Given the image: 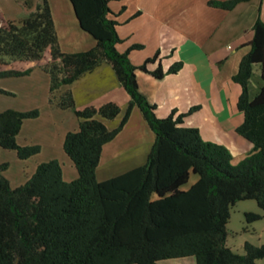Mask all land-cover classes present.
Here are the masks:
<instances>
[{"label": "trees", "instance_id": "1", "mask_svg": "<svg viewBox=\"0 0 264 264\" xmlns=\"http://www.w3.org/2000/svg\"><path fill=\"white\" fill-rule=\"evenodd\" d=\"M244 0H210L212 7L232 9ZM80 27L91 34L94 47L64 52L59 42L48 0L28 15L0 21V78L29 75L7 67L14 62L50 60L41 68L49 75L51 100L61 109H73L79 126L67 133L63 148L78 176L66 181L56 160L40 163L22 185L13 187L4 175L8 163H0V264H159L166 259L195 257L197 264H260L264 244L246 242L244 251L228 245L232 208L241 200L255 199L264 212V84L251 96L255 64L264 81V21L258 17L253 36L245 43L249 52L240 62L234 80L242 87L238 108L244 114L237 133L252 150L233 164L230 150L203 139L197 127L185 125L188 113L174 109L159 117L156 105L140 91L137 70L148 71L157 52L138 66L124 52L119 21L110 0H70ZM29 8L33 5L26 0ZM112 65L130 97L126 112L114 128L121 107L115 102L76 108L71 89L62 90L101 63ZM183 66L175 62L168 71L159 64L151 73L162 78ZM138 107L155 134L145 164L105 180L97 178L103 147L115 139ZM38 110L6 109L0 112V152L15 150L26 159L40 146L17 141L27 118ZM100 116V118H98ZM193 174L196 180L187 187ZM249 219L261 213H247Z\"/></svg>", "mask_w": 264, "mask_h": 264}, {"label": "crops", "instance_id": "2", "mask_svg": "<svg viewBox=\"0 0 264 264\" xmlns=\"http://www.w3.org/2000/svg\"><path fill=\"white\" fill-rule=\"evenodd\" d=\"M128 1L132 2L127 4ZM209 1L124 0L122 2L125 6L124 9H121L117 4H122V2L117 1L116 4L110 0V7L114 13L119 15L116 18L119 21L118 32L124 40L118 45L119 50L124 52L133 44L144 45L142 50L130 52L134 64L140 66L147 58L160 52L159 58L148 64V71L138 69L136 72L139 89L151 103L156 105L157 115L166 117L173 109H176L178 114L184 113L194 106H200L185 119V125L197 127L203 139L207 141L219 142L218 139L221 138L217 136L218 133H233V142L228 140V142L223 141L227 143L226 145L223 142L220 144L229 146L233 153L238 151L243 152L244 155L251 149L247 145L248 143L237 137L241 136L237 133V128L243 123L244 114L238 108L242 87L234 80V75L238 71L240 62L250 50L245 43L253 36V25L258 17L264 21V0H244L237 3L232 9L212 7L209 5ZM48 2L64 52H81L95 46V38L80 27L73 7L71 9L68 1L48 0ZM58 2L61 3L65 11L62 7L59 8L57 16L54 4ZM31 5L33 4L31 3ZM142 7H145V10H142ZM143 11L144 14H142ZM135 12L142 14L141 17H144L146 21L135 25V21L132 19ZM0 18L5 21L18 19L12 14L6 16L3 10H0ZM147 20L150 21V24L146 23ZM147 25L150 26L144 28ZM234 44H237L240 49H234ZM49 60L50 56L47 52L45 59L41 62H20L23 67L18 69L25 70L32 67L34 70V67ZM179 61L183 63V67L177 73L165 74L162 78H157L151 73L159 64L166 72L173 63ZM17 62L19 63V61ZM17 62L9 64V67H15L14 64ZM255 72L261 76L259 64L254 65L253 75ZM30 74L23 78L17 77L18 82H24V78H26L25 80L31 79L33 76ZM44 82L49 93L42 95V100L45 102L43 117L50 121H47L45 127H41V125L31 127V137L42 139L37 141L38 143L42 141L37 154L46 152L49 155L52 150L57 148L59 153L70 158L65 151H62V148L67 133L78 128L79 120L69 109L59 108L56 101L55 104H49L47 101L51 96L49 75L45 77ZM259 84L261 88L264 81H260ZM14 88L25 94L31 92L34 94L32 87L25 89L20 85V88L16 86ZM66 89L72 90L76 106H79V109L88 105L101 106L110 101L117 103L122 111L117 119L110 120L112 125L109 126V123H106L110 128L116 127L118 124L116 122H120L130 101L128 93L120 84L112 65L108 62L101 63L72 84L63 87L62 90ZM0 90L7 91L1 87ZM258 91L254 94L251 92V96H255ZM83 95L84 98L89 97L90 104L83 102L84 99L81 98ZM18 110L21 111V108L18 107ZM147 125L140 109L134 107L123 130L115 139L104 145L101 164L114 161L115 149L118 157H132L131 160L135 158L136 160L133 161H137L136 163H140L139 165L146 163L151 149L149 143L144 144L143 142L144 130H148L149 126ZM25 126L26 123L23 124L17 141H27L22 136ZM136 129L139 131L137 135L135 134ZM43 143L49 146V151L45 149ZM142 147H145L147 151L140 154ZM52 159H56V157L53 156L49 160ZM99 172L100 166L97 169V177L100 176ZM75 175L76 178L78 175ZM99 180H105L104 173H101ZM190 263L184 258H175L162 260L159 264Z\"/></svg>", "mask_w": 264, "mask_h": 264}, {"label": "rangeland", "instance_id": "3", "mask_svg": "<svg viewBox=\"0 0 264 264\" xmlns=\"http://www.w3.org/2000/svg\"><path fill=\"white\" fill-rule=\"evenodd\" d=\"M66 1H68L67 3H69V5L71 6V9H72V4H71L70 0H66ZM117 1L122 2L124 0H111V2H114V3H116ZM28 2L33 4V8L31 10L26 4V0H1L0 10H3L4 13L6 14V16L12 14V16L14 15V16H16V18H22V17L28 15L32 10H34V8H35L34 6H36L40 2L42 3V0H28ZM130 2H132V1H128L127 4H129ZM117 5H120V8L124 9L125 4L123 2H122V4H117ZM61 7H62V5L60 2L54 4V8H55L57 16H58L59 8H61ZM139 10H141V9H139ZM142 10H145V7H142ZM64 11H65V9H64ZM70 13H72V12H70ZM142 14H144V11ZM112 15L114 17H119V15L114 13V12H112ZM141 15L138 12H135L134 15L132 16L133 21H135V25L142 24V21L143 22L146 21L144 17H141ZM0 21L3 23H6L5 19H3V18H0ZM149 22L150 21L147 20L146 23L150 24ZM149 26L150 25H147L144 28H147ZM141 27H142V25H141ZM143 48H144V45L142 47H140L139 50H142ZM238 48L240 49V47L237 44H234V49H238ZM134 50H138V49H134ZM134 50H132V51H134ZM154 55L155 54H153L152 56H154ZM151 63H153V62H150V64ZM173 64H175V63H173ZM14 65L16 68L23 67V65H21L20 62L19 63L17 62ZM7 67H9V65H7ZM166 74H173V73H166ZM31 75L33 77L31 79H28V80H25L26 78H24L23 79L24 82H18L19 79H17V77L16 78L14 77L15 79L14 78L0 79V87L7 90V91L0 90V112L4 111L6 109L18 110V107L21 108V111L38 110L40 112V115L38 117H36L37 119L27 118L25 120L24 123H26V126L24 127V131H23L22 136L24 137V140H27V141L24 142L23 140H18V142L21 144V146H31V144H34V145L38 144L39 146H41L42 141L40 143H38L37 141L42 140V139H39V138L37 139V138L31 137L30 128L35 126V125H39V126L41 125V127H45L47 121H50L47 118L45 119V117H43L44 116L43 115V113H44L43 107L45 106V102L42 100V97H43L42 95H44V94L47 95L49 93V90L47 87H45V82H44L45 77L48 75L43 70V68H41V66H39V65L34 67V70L31 71L30 76ZM26 76L27 75L19 77V78H23ZM260 81H262L261 76L257 72H255V74L252 76L251 83H250V90H251L252 94L256 93L259 90V88H260L259 82ZM20 85L22 88H25V89H29L30 87H32L34 94H32V92L29 94L28 93L25 94L22 91H20L19 89L16 90L14 88L15 86L20 88ZM8 91H11L13 94L8 92ZM49 98H50V100L48 99L47 101L49 102V104H53L55 102V100H51V96H49ZM81 98L84 99L83 102H88L87 104H90L91 100L89 99V97L84 98V95H83V97H81ZM88 106H92V105H88ZM96 107H98V106H96ZM76 108L79 109L80 107L76 106ZM192 108H195V109L191 113H188L191 109L184 112V113H188L185 116L186 118L191 116L196 111V109L198 110L200 108V106H194ZM126 109L124 110V112H126ZM69 110L72 111V113L76 117L74 110L73 109H69ZM38 118H40L42 120H40ZM98 118H100V116H98ZM35 120H40V121H35ZM111 121H114V120H111ZM111 121L107 120L105 122L109 123L108 125L110 126V125H112ZM117 123H119V122H116V124ZM138 132H139L138 129H136L135 134L137 135ZM144 132L145 133H143V136H144L143 142H144V144L149 143L150 148H151V145L155 139V134L150 129L149 126H148V130H144ZM204 134H206V133H204ZM37 136H39V135H37ZM217 136L221 139H218L219 142H216V143H220L223 141L228 142V140H231L233 142L234 134L224 132V134L218 133ZM237 137H239L240 139H242L243 141L248 143L247 145H249L250 149L252 150V144L247 139H245L242 136H237ZM223 144L226 145L227 143L223 142ZM44 146H45V149H47L49 151V149H48L49 146H47L45 144H44ZM233 146H234V143H233ZM227 148L230 150V152L233 155V158H234L233 164L239 163L247 154V153H244V155H243V152L240 153L238 151H235L233 153L232 150L229 148V146H227ZM62 151H64L63 148H62ZM146 151H147L146 148L142 147L140 149V154L143 152L145 153ZM41 152H42V150H41ZM116 152L117 151L115 149V156L113 159L114 161L112 163H106V162H102V164L100 163V172H99L100 176H98L97 178L100 179L101 173H104V177L106 179V178H109L110 176H114L116 174H121V173L129 170L131 167L140 164V163H136L137 161H133V160H136L135 158H133V160H131L132 157H129V158L118 157V155H116ZM53 156H55L56 159L59 162H61L63 172H64L63 178L66 181H71L72 179L75 178V176H76L75 174L78 175L77 169H76L74 163L72 162V160L70 158H66V156H63V154L59 153V150L57 148L52 150L49 153V155H47L46 152H42L41 154L36 153V154L26 158V159L20 158L15 150L3 149V150H1V153H0V163H8L9 164V167L4 171V175L10 180L11 185L13 187H17V186L24 184L33 175V173L36 171L37 166L40 163L49 161V159L52 158ZM146 160H147V158H146ZM142 164H145V163H142ZM195 180H196V175L193 174L189 184H187V187L189 185H191ZM247 213H261L262 217L256 218V219H249L247 216ZM228 231H229L228 245L230 247H232L234 250L243 252L246 242H250L254 245L264 244V212L259 207V205L255 199L241 200L237 204H235V206L232 208V211H231V218H230V221L228 224ZM184 259L187 261H190L191 262L190 264H196L197 263L195 257H193V256H190V257H187ZM259 262H260V264H264V259L260 260Z\"/></svg>", "mask_w": 264, "mask_h": 264}]
</instances>
